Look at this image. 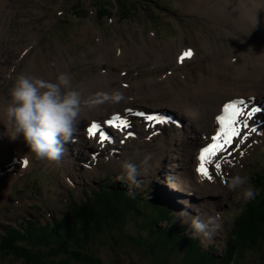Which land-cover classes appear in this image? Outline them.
I'll return each instance as SVG.
<instances>
[{
	"label": "rangeland",
	"instance_id": "rangeland-1",
	"mask_svg": "<svg viewBox=\"0 0 264 264\" xmlns=\"http://www.w3.org/2000/svg\"><path fill=\"white\" fill-rule=\"evenodd\" d=\"M113 1L114 15L102 21L96 19L90 1L80 3L85 13H81L82 18L74 20V16L70 19V15L61 16L70 6L76 4L77 0H0V107H3L0 113L9 103L10 89L15 78L20 74L43 80L46 77V81L55 82L60 73H68L74 89L76 85L98 74L107 75L106 79L119 74L126 77L124 73H120L125 71L131 80H143L142 82L145 83L148 79L154 80L156 77L163 76V73L169 75V71H172V80H178L185 86L192 85L198 73H208L210 67L211 70L220 69L224 58L233 56L230 60L236 62L238 56L236 51L249 55L251 52L249 47H264V31L260 32L257 28L256 30L255 28L239 30L234 25V16H238V12L232 9H224L225 14L211 18L208 16L207 9L201 10L202 6L199 10L196 9V2L191 5L194 0H125L121 8L129 13L126 19L130 22H127L118 19L122 11L118 10L116 0ZM248 1L253 2V10L263 12L262 0ZM254 2L260 5L257 6L258 3L254 4ZM162 9L180 13L179 16L182 18L179 20L174 18L172 24L169 22L170 13H166V16L163 11H160ZM245 10L247 11L246 8ZM61 18L69 20L60 22ZM152 30L154 34L150 36ZM44 37L47 42H44ZM207 41L209 45L205 47ZM117 42L119 49L116 48ZM181 43L190 47L194 46L196 53L194 57L190 56V59H185L179 65L176 62V52ZM103 46L107 49V58L99 62L97 57H100L99 52ZM95 47H98V51ZM232 50H234L233 55L230 53ZM120 52L121 55H118ZM244 60L245 64L249 63L248 57ZM167 70L169 71L166 72ZM218 75L225 84L233 82L230 74ZM244 82H250V79ZM164 84V81L158 84L150 83L142 89L145 94L136 99L129 98L119 104H101L102 113L98 111L96 114L92 110L93 114L89 117L83 116L72 140L64 145L65 154L58 162L37 160L28 152L22 137L17 139L20 146L18 150L14 141L1 136L0 169H4L6 173L0 180V231L6 223L14 224L25 217L39 218L44 221L51 219L52 213L62 215L70 202L67 192L79 200L83 197L81 193L83 188L97 187L99 179L108 173H114L117 181L124 186L118 179L122 174V163L132 160L139 164L146 155H150L147 173L138 178L141 181V187L159 180L157 183L159 187L156 190L160 194L161 201L158 203L169 204V207L174 208V213L171 212V216L159 217L150 205L138 203L136 207L145 214L136 216L130 212L122 226V231L128 233L129 238H121L117 229H112L110 233L102 230L90 240L89 250L104 264H183L184 248L160 252L152 246L153 248L148 249L147 252L144 250L145 244L133 240L138 238L139 234L149 237L148 230L142 228L141 224H137L147 219V214L157 218L159 224L165 225L168 222L171 227L174 224L183 228L184 233L198 239V245L203 250H206L209 255L213 253L216 256L215 262L208 261L207 264H222L218 257H221L225 249L224 237L231 225L230 219L239 210L244 200L243 191L251 186L247 182L241 188L229 191L224 184H220L221 189H218L213 187L211 182L210 184L197 182L203 184L204 190L212 185L213 189L206 192L200 189L201 185L198 188L184 181L181 183L186 177L192 180L194 153L197 146L204 142L200 134H204L203 128L208 126V120L186 114L181 105H173L171 101L164 99L165 95L159 92L167 88ZM119 86H122L120 80H114L110 84L114 90H118ZM258 88L264 95V87ZM90 89L97 93L100 87ZM124 95L127 98V95ZM231 96L236 95L229 93L222 97L220 102L223 98ZM135 100L137 101L134 102ZM216 101L217 98L209 100L208 103ZM131 103L138 108L169 109L178 117L179 123L177 125L172 123V126L168 124L166 128L162 127L161 133L152 136L149 140H145L144 137L151 131L149 129L145 131L143 124H141L143 132L136 133L137 137L131 140L127 138L125 143L120 141L124 138L122 133L114 134L115 139L111 142L92 143L86 139L84 125L91 118L109 117L113 111L122 110ZM212 116V114L208 116L210 121ZM186 121L189 122V126L185 124ZM197 122L200 123L201 129ZM133 125L132 129L139 130L138 121ZM196 127L199 135L195 133ZM3 131L4 127L0 124V133ZM187 132H190V135ZM260 139L261 142L253 146L250 155L240 159L241 164L238 167L244 168L238 170L237 175L246 176L249 180V172L264 166V137ZM255 149L257 151L253 152ZM15 154L31 155V166L22 170L18 163L11 165L12 157H17ZM226 159L228 157L224 160ZM228 165L231 167L229 162ZM158 170L163 172L158 175ZM217 176L220 179V174ZM218 182L220 183L219 180ZM126 183L132 185L127 181ZM132 187L130 192L135 193V186L132 185ZM189 188L198 190L200 194L196 193V195L202 194V197L197 199L195 195L188 194ZM124 189L127 190L126 185ZM166 196H168L167 199ZM191 199L194 201L192 202ZM199 202L203 207L202 212L206 213L204 219L199 216L197 206L193 208L195 213L191 211V205ZM181 205L190 216H199L201 220L212 216L211 214L208 216L206 210L215 208L220 217L221 229L211 240H202L200 236L193 234L190 220L189 223H181L177 218V213L183 209ZM260 246L258 251L247 249L245 259L240 260V264H264V238L260 241Z\"/></svg>",
	"mask_w": 264,
	"mask_h": 264
},
{
	"label": "trees",
	"instance_id": "trees-1",
	"mask_svg": "<svg viewBox=\"0 0 264 264\" xmlns=\"http://www.w3.org/2000/svg\"><path fill=\"white\" fill-rule=\"evenodd\" d=\"M92 1L99 17L112 14L102 0ZM118 2L122 6L125 0ZM72 10L82 13L77 6H73ZM123 10L122 16H126ZM250 180L255 195L251 200H245L242 209L232 218L225 254L219 257L222 264L233 261V264H240L247 249L258 251L261 247L260 241L264 238V166L253 172ZM120 187L106 179L99 182L97 188H88V193L83 189L85 198L80 203L71 200L61 219L54 218L45 223L38 218L22 219L16 224L3 225L0 231V264H104L89 250V242L97 232L107 230L110 233L112 229H117L121 238H129L130 235L122 231V226L130 212L136 216L145 214L136 207L138 203L150 205L159 217L171 216L172 208L158 203L159 195L149 188L130 194ZM146 216L147 219L137 224L148 230L149 237L139 234L133 240L145 244L147 252L153 247L160 252L184 248L183 264L216 261L212 254L201 251L198 239L184 233L183 228H174L171 224L165 228L158 225L157 218Z\"/></svg>",
	"mask_w": 264,
	"mask_h": 264
},
{
	"label": "clouds",
	"instance_id": "clouds-1",
	"mask_svg": "<svg viewBox=\"0 0 264 264\" xmlns=\"http://www.w3.org/2000/svg\"><path fill=\"white\" fill-rule=\"evenodd\" d=\"M126 99L119 90L84 97L72 88L68 73H60L55 82L20 74L10 89L9 103L0 113V124L4 127L0 136H6L11 141L22 137L28 152L37 160L58 162L65 154L64 145L72 140L86 109L91 110L105 103L119 104ZM150 159L151 156L146 155L139 164L132 160L123 162L118 179L140 187L138 178L147 173ZM247 182L246 176L234 175L227 179L225 187L235 191ZM254 195L250 187L242 193L245 200H251ZM177 218L181 223H189L190 220L193 234L202 240H211L222 227L218 215L201 220L199 216H190L182 209Z\"/></svg>",
	"mask_w": 264,
	"mask_h": 264
},
{
	"label": "bare ground",
	"instance_id": "bare-ground-1",
	"mask_svg": "<svg viewBox=\"0 0 264 264\" xmlns=\"http://www.w3.org/2000/svg\"><path fill=\"white\" fill-rule=\"evenodd\" d=\"M195 2H196V9L199 10L200 7L202 6L203 9L201 10L207 9V12L209 13L208 16H210L211 18H216V16H221L225 14L224 9H232L233 11H237L238 16H234V25L237 26L239 30L246 31L247 29L250 28L253 29L255 28L256 30L257 28L260 29V32L261 30L264 31V1L263 0L261 4L262 5L261 9L263 12L257 11L255 9L253 10L252 8L253 2H249L248 0H194L191 2V5L195 4ZM255 3L258 2H254V4ZM259 5L260 4L258 3L257 6ZM245 8L247 9L248 12L245 10ZM260 19H262L261 22ZM252 25L255 26L252 27ZM230 40L231 39L229 38V41ZM177 41L180 42V39L177 38ZM118 44L119 43L117 42L116 43L117 49H119ZM208 45L209 43L207 41V44L204 46L206 47ZM166 46L168 47V45ZM249 49L251 50L249 55L236 51L237 52L236 55H238L236 62H231L230 58L233 56H230L229 58H224L223 64H221L222 66L220 67V69L213 68L211 70L210 67L208 73H202V72L198 73L194 77L193 79L194 83L192 85L183 86L178 82V80L174 79L175 81H173L172 71H169V75L163 74V76L156 77L154 80L148 79L145 83L142 82L143 80H131L130 76H127L126 73L124 75H126L127 78L119 74L116 77L111 76V78L108 77L107 79L105 78L107 75L98 74L76 85L74 89L81 92V94L84 97H88L92 94H95V92H92L90 89L94 87H100L99 92L110 93L114 90L110 87L111 82L114 80L115 81L120 80L122 86H119L118 90L126 94L127 99L129 100V98L136 99L137 97L144 95L145 92L142 91V89L148 86V84L153 82L154 84L155 83L158 84L164 81L165 82L164 85H166L167 88L165 90L159 91L161 95H165L164 99L171 101L170 103L173 105L174 104H177L178 106L181 105L186 114H190L192 116L194 115L193 117L195 118L201 117L202 119L208 120L207 125L210 127L212 125L213 119L210 121L208 119V116H210L211 114L214 115V113H216L220 105L219 104L220 99L225 95H228L229 93H233L234 95H236V97L260 96L258 87L260 86L264 87V47L251 46L249 47ZM96 50L98 51V47L96 48ZM189 51H191L192 53L191 57H194L195 52L190 47V45L181 43L178 48L177 56L179 55L184 56V54ZM230 53L233 55L234 50H232ZM99 54L100 57H97V61L103 62L107 58V49L104 46L101 47ZM118 55H121V52L118 53ZM247 57L249 58V63L245 64L244 58ZM187 58L189 57H184V60ZM159 63H161L160 60ZM36 65L37 64L35 63V66ZM225 73L230 74L232 76L233 82H230V84L228 83L225 84L223 79L220 78V76L218 75ZM47 76L49 77V75ZM248 79H250V82H244ZM45 81H46V77H45ZM216 98H217L216 101L217 103L216 102L208 103L209 100ZM190 101L192 103H190ZM2 108L3 107L1 106L0 110ZM92 110L96 114L98 113V111H100L99 113H102L101 105H98L94 109L91 110L86 109L83 113V116L89 117L90 114H93ZM106 118H103V120H105ZM14 142L17 149L20 150L18 140H15ZM15 155L18 156L17 154ZM30 166H31V159L28 160L25 169L29 168ZM209 172L212 174L210 170ZM212 176H213V180L211 181V183L213 187L221 189L220 183L218 182L217 178L214 177L213 174ZM184 179L185 180H182L181 183L185 182L186 184H190L191 186H196L200 188V185L195 184L194 181L191 180L190 178L186 177ZM202 208L203 207H201V205H198L197 212H199V216H201L202 219H204L206 213L204 214V212H202Z\"/></svg>",
	"mask_w": 264,
	"mask_h": 264
},
{
	"label": "snow or ice",
	"instance_id": "snow-or-ice-1",
	"mask_svg": "<svg viewBox=\"0 0 264 264\" xmlns=\"http://www.w3.org/2000/svg\"><path fill=\"white\" fill-rule=\"evenodd\" d=\"M191 55V51L186 52L181 59L184 57H190ZM246 107V102L243 100L230 101L223 105L221 114L216 117L218 128L216 134L211 138L212 143L202 148L197 157L198 164L196 172L202 180H213V176L208 170L209 165L214 164L216 174H220V163L215 160L218 154H230L229 150H236V148L247 139L249 133H258L259 130L256 127H249L248 120L254 119L256 114L264 111V108L256 106L246 111ZM132 115L143 117L147 121L146 127L153 129L151 135L148 137L149 139H151L152 136L159 135L156 125H164L171 122L170 117H162L159 114H144L141 112H133L131 109H126L124 118L117 114L114 115L111 120L104 123L108 126L117 127L120 130L130 129L131 122L127 117ZM176 123L178 124L179 122ZM88 132L92 136L98 132L101 143L111 142L112 138L108 136L103 131L102 126L96 122H93L89 126ZM134 136L135 133L131 131L127 132V137ZM238 137V141L234 144L233 141ZM121 142L123 143V141ZM241 155H243V153H241ZM24 163L27 164L28 161L26 160Z\"/></svg>",
	"mask_w": 264,
	"mask_h": 264
}]
</instances>
